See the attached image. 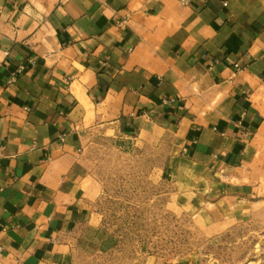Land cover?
<instances>
[{"label":"crops","instance_id":"0c3cea01","mask_svg":"<svg viewBox=\"0 0 264 264\" xmlns=\"http://www.w3.org/2000/svg\"><path fill=\"white\" fill-rule=\"evenodd\" d=\"M105 135L160 143L166 190L247 219L264 187V0H0V264L116 250L125 230L85 158Z\"/></svg>","mask_w":264,"mask_h":264},{"label":"rangeland","instance_id":"374dc122","mask_svg":"<svg viewBox=\"0 0 264 264\" xmlns=\"http://www.w3.org/2000/svg\"><path fill=\"white\" fill-rule=\"evenodd\" d=\"M166 153L160 143L139 137L90 139L86 166L101 186V211L125 231L116 250L82 252L74 264H147L183 257L192 264H264V187L247 219L216 223L205 209L194 210L184 197L166 190L161 174Z\"/></svg>","mask_w":264,"mask_h":264},{"label":"built area","instance_id":"2783aa9c","mask_svg":"<svg viewBox=\"0 0 264 264\" xmlns=\"http://www.w3.org/2000/svg\"><path fill=\"white\" fill-rule=\"evenodd\" d=\"M67 0H59L60 3H64ZM124 22V21H122ZM37 63V59H35L32 56H29L25 59V61H22L21 63H19L16 68L13 70L12 75L10 80L15 79V77L24 72L25 70L29 69V67H31L32 65ZM243 65L238 64V63H234L233 65V70L234 73H238L242 70ZM216 156V161H212V163L210 164V167L212 169H214V171L219 172L220 175H222L223 177H225V171H224V161H225V157L224 155H215Z\"/></svg>","mask_w":264,"mask_h":264}]
</instances>
